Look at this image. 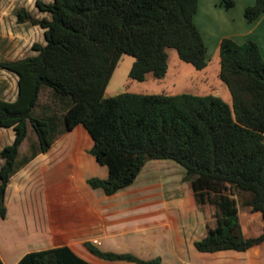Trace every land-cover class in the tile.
<instances>
[{
	"label": "trees",
	"instance_id": "16d2710c",
	"mask_svg": "<svg viewBox=\"0 0 264 264\" xmlns=\"http://www.w3.org/2000/svg\"><path fill=\"white\" fill-rule=\"evenodd\" d=\"M221 3L235 6V0ZM36 5L51 18L21 8L17 20L45 29L46 44H33L36 55L0 62L20 75L17 100H0V126L15 131L14 142L0 151V216H7L6 191L13 175L47 152L60 135L82 125L93 140L90 153L108 170L106 178L88 180L93 188L115 194L132 185L148 161L171 159L184 167L198 205L217 210L216 225H207V235L195 242L199 251H248L263 243L264 58L258 44L230 37L221 41L220 78L232 103L215 94L106 96L125 53L135 57L129 76L139 81L150 74L166 76L169 49L197 69L208 65V47L194 21L199 0H38ZM262 14L264 0L245 9L250 22ZM45 91L50 101L42 105ZM29 124L37 140L22 157ZM236 189L250 194L246 215L258 222L251 226L252 235L244 231ZM85 246L108 261L162 264L160 257L104 251L90 241ZM17 264L96 263L62 245L29 252Z\"/></svg>",
	"mask_w": 264,
	"mask_h": 264
},
{
	"label": "crops",
	"instance_id": "0c3cea01",
	"mask_svg": "<svg viewBox=\"0 0 264 264\" xmlns=\"http://www.w3.org/2000/svg\"><path fill=\"white\" fill-rule=\"evenodd\" d=\"M255 3L256 0H235V6L226 9L221 0H199L194 21L206 42L208 56L210 46L217 53L219 76L220 46L225 37L238 43L248 40L256 42L264 58V14L252 22L245 16V9ZM218 14L224 16L223 26L212 31V23ZM0 68V100L16 101L20 91V75L13 70ZM4 71L11 77L7 78L10 84L4 83ZM220 81V87L211 94L221 96L224 93L226 101L232 103L230 89L221 78ZM32 131L34 130L29 124L27 141ZM14 140V128L0 126V151ZM26 140L20 147V154ZM92 145L93 140L87 130L82 125H77L60 135L47 152L37 155L13 175L6 191L7 216L5 219L0 216V256L4 264H17L29 252L62 245L69 246L92 263L136 264L102 259L85 246L86 241L98 239L108 245L107 248L98 247L104 251H114L111 245L116 244L121 236H128L133 241L138 225L130 230V225L123 224L127 219L120 213L124 211L135 212V219L142 215L148 218L146 223L150 227L145 228L144 238L136 240L144 254H140V251L136 253L142 258L160 257L162 264H264V242L248 251H199L195 242L207 235V220L200 209L202 206L195 200L191 186V193L187 198L176 197L173 193H180L179 184L184 186L179 180L170 178L166 182L172 189L169 196L160 191L141 197L124 194L127 200H117L126 188L112 195H107L102 188H93L88 180L98 176H87L81 168L86 160L92 163L96 161L89 152ZM2 163L3 159L0 158V167ZM183 172L182 179L186 174ZM107 176L108 171L101 178ZM160 185L161 183H155L153 186ZM236 193L245 195L241 201L236 200L244 231L246 235H252L258 222L246 215L245 201L250 198V194L239 189H236ZM132 200L134 205L126 207L125 204ZM205 256H211L207 258L215 261L203 262Z\"/></svg>",
	"mask_w": 264,
	"mask_h": 264
},
{
	"label": "rangeland",
	"instance_id": "374dc122",
	"mask_svg": "<svg viewBox=\"0 0 264 264\" xmlns=\"http://www.w3.org/2000/svg\"><path fill=\"white\" fill-rule=\"evenodd\" d=\"M37 1L38 0H0V62L6 60H17L27 56L36 55L37 52L32 48L33 44H46L45 29L39 25L20 23L18 22L16 16L19 9L25 8L37 18H51L50 13L41 11L37 7ZM42 1L48 3L52 2L53 0ZM223 19V15H216L215 20L212 23L213 25L211 26V30H219L223 26ZM210 48L211 50L209 52L208 65L203 69H197L191 63L182 61L175 49H169V68L166 76L164 78L157 79L150 74L144 81L130 78L129 73L135 61V57L125 53L122 55L112 74V77L106 88V94L108 96H114L123 92L144 94L162 92H167L170 94L191 93L194 95H208L214 93L215 89L220 87L221 81L220 76L218 75L219 62L216 55L217 53L212 51V46H210ZM7 78L11 79L10 75L4 71V83L10 84ZM13 87L15 88V85ZM221 97L226 100L224 93L221 94ZM49 101L50 94L48 91H45L41 95L40 104H47ZM39 112H41V110H37V113ZM36 138L35 132L32 131L28 141L26 140L23 148H21L22 157L30 153V145L32 142H35ZM89 152L88 154H90ZM81 168L84 172H86L87 176L102 177L104 173L108 171L106 166H102L96 161L95 163H92L86 160L81 164ZM182 172L184 174L186 173L184 167L171 159L150 160L146 163L135 182L132 185L126 187V190L121 193L122 195H119L117 200H127V197L124 196V194H130L131 197H141L146 196V194H155L156 191H160L161 193L164 192V194L169 196L172 193V189L169 188V185L166 184V182L169 181L170 178L176 181L179 180L184 184L183 187H181L180 184L178 185L180 193L178 191L173 192L176 197L180 196L187 198V196L191 193V188L189 187V182L186 181L185 178L182 179ZM155 183H161V185L159 187H155L153 186ZM234 195L239 201L242 200V197H245V195L241 193H235ZM186 203H189L188 199H186ZM139 204L140 202L138 201L137 205ZM241 204L242 203L240 202V205ZM133 205V200L125 204L126 207H131ZM200 209L205 215V219L207 220L206 224L210 226L216 225L218 217L216 208L213 205L206 204ZM190 211L192 210L190 209ZM120 214L125 215V219L127 220H124L122 223L128 226L130 225V230L134 229L136 224L138 225V228L135 231V238L133 235V241H130L128 236H121L119 241H116V244L112 243L113 245L111 246L113 249H115L114 251L130 252L138 256L137 253L141 252V248L138 247L137 244L139 242L136 240H138L140 237L144 238L146 232L145 228L150 227V225H147L146 223L148 218L142 215L141 217L135 219L133 218L135 212L124 211ZM94 240H92V242ZM141 240L143 241V239ZM99 242L100 243H96L95 245L102 248L108 247L106 244L107 242L104 243L102 240H99ZM140 254H144V252L142 251ZM207 257L211 256H205V260L202 261H215L214 259L211 260V258ZM119 263L126 264V262Z\"/></svg>",
	"mask_w": 264,
	"mask_h": 264
},
{
	"label": "built area",
	"instance_id": "2783aa9c",
	"mask_svg": "<svg viewBox=\"0 0 264 264\" xmlns=\"http://www.w3.org/2000/svg\"><path fill=\"white\" fill-rule=\"evenodd\" d=\"M93 243L96 244V243H100V242H99L98 239H95V240L93 241Z\"/></svg>",
	"mask_w": 264,
	"mask_h": 264
}]
</instances>
